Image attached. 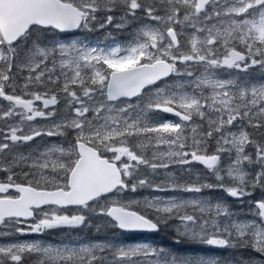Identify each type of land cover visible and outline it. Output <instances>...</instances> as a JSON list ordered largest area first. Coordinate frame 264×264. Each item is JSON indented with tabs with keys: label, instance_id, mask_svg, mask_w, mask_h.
Instances as JSON below:
<instances>
[{
	"label": "snow or ice",
	"instance_id": "obj_1",
	"mask_svg": "<svg viewBox=\"0 0 264 264\" xmlns=\"http://www.w3.org/2000/svg\"><path fill=\"white\" fill-rule=\"evenodd\" d=\"M0 264H264V0H0Z\"/></svg>",
	"mask_w": 264,
	"mask_h": 264
}]
</instances>
